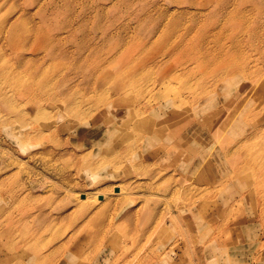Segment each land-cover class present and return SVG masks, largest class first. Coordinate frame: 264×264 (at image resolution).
Wrapping results in <instances>:
<instances>
[{
	"label": "rangeland",
	"instance_id": "1",
	"mask_svg": "<svg viewBox=\"0 0 264 264\" xmlns=\"http://www.w3.org/2000/svg\"><path fill=\"white\" fill-rule=\"evenodd\" d=\"M0 264H264V0H0Z\"/></svg>",
	"mask_w": 264,
	"mask_h": 264
},
{
	"label": "bare ground",
	"instance_id": "2",
	"mask_svg": "<svg viewBox=\"0 0 264 264\" xmlns=\"http://www.w3.org/2000/svg\"><path fill=\"white\" fill-rule=\"evenodd\" d=\"M223 30H224V26L223 27H221V29L218 31V32H216V33H213V35H212V37H213V40L211 41V42H213V43H215V44H217L218 42H219V40H220V36H222L224 33H223ZM219 38V39H218ZM209 44L210 43H208L207 45H208V49L210 48V46H209ZM224 55V54H223ZM222 57V56H221ZM219 58V61H218V65H217V67L216 68H214L215 70H214V75H216L217 76V74L218 73H220L219 75H220V77H223L225 74H227V73H233V72H235L234 70H235V66H233V63L231 62V61H226L224 58ZM237 65V64H236ZM186 64L185 63H179V64H177L174 68H175V70H178V68L179 67H182L181 69H179V70H185V68H186ZM237 68H239V66H237ZM250 81V80H249ZM252 82V81H251ZM255 83V82H254ZM255 87H257V84H255L254 85V88ZM120 88H121V86H120ZM262 88H263V86H262ZM63 114L66 116V117H69V110H68V108H65V110H63ZM175 134H179L178 132H176ZM10 247H12V246H9V248H7V249H12V248H10Z\"/></svg>",
	"mask_w": 264,
	"mask_h": 264
}]
</instances>
